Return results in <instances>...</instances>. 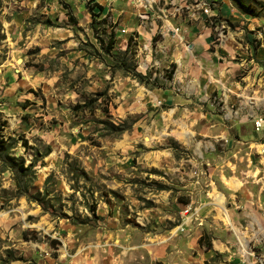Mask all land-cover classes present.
Returning a JSON list of instances; mask_svg holds the SVG:
<instances>
[{
	"label": "rangeland",
	"instance_id": "rangeland-1",
	"mask_svg": "<svg viewBox=\"0 0 264 264\" xmlns=\"http://www.w3.org/2000/svg\"><path fill=\"white\" fill-rule=\"evenodd\" d=\"M237 1L0 0V264H264V1Z\"/></svg>",
	"mask_w": 264,
	"mask_h": 264
},
{
	"label": "crops",
	"instance_id": "crops-1",
	"mask_svg": "<svg viewBox=\"0 0 264 264\" xmlns=\"http://www.w3.org/2000/svg\"><path fill=\"white\" fill-rule=\"evenodd\" d=\"M156 1H160V0H155V2ZM262 1H264V0H262ZM194 2H195V6H196V4H198V2H197V0H194ZM184 4H186V3H184ZM190 4V3H189ZM237 4L239 5V7L242 9V10H244L243 8H246V10H245V12H246V14L248 15V17L249 18H251L252 17V14L250 13V11L249 10H252L254 7L250 4L249 6H251L252 7V9H248V7H246V6H244L243 5V3H242V1L241 0H238L237 1ZM237 5V6H238ZM240 5H242L243 7H241ZM198 6V5H197ZM147 8V7H146ZM189 8V7H188ZM155 9H156V11H155V18L153 19V20H151L150 22H148V21H142L141 23V25H137L136 26V28L134 29L136 32H137V34L136 35H133V38L135 39V40H137V43L139 42V44H141V42H143V46H145L144 48L145 49H147V48H149L148 46L150 45L149 44V41H148V38L149 39H151V33H148L147 31H146V29H145V26L144 25H147V24H150V25H153V27L154 28H152L151 30L149 29V31H151V32H153V31H157V30H159V31H161L162 32V26H158V22H157V20H159V19H161L160 21L162 22V23H165V22H170V20H168L167 19V12L170 10V9H164V8H161L160 6H158L156 3H155ZM248 10V11H247ZM163 15V16H161V14ZM191 15H193V13L192 12H190V16ZM139 16H140V18L142 17V18H149L150 16H151V14H149V13H147V14H144L143 16L142 15H140L139 14ZM163 17H166V18H163ZM143 20H145V19H143ZM248 22L250 21V19H246ZM175 32H178V29H175L174 30ZM201 37V35H199V36H195V37H193V41H191V42H189V43H187L188 44V48L189 49H191L192 51L193 50H195L196 48H197V46H202V44L204 43L205 44V41H206V39H205V36H203V38H200ZM171 38L174 40V42H183V39H185V38H187V40H190V39H192V35H186V36H180V35H171ZM175 46H178V45H176L175 44ZM195 55H193V57H194Z\"/></svg>",
	"mask_w": 264,
	"mask_h": 264
},
{
	"label": "trees",
	"instance_id": "trees-1",
	"mask_svg": "<svg viewBox=\"0 0 264 264\" xmlns=\"http://www.w3.org/2000/svg\"><path fill=\"white\" fill-rule=\"evenodd\" d=\"M241 7H243L242 5H240ZM244 10H246V8H243ZM132 38L133 37H130L129 41L127 42V48L130 47V42L132 41ZM99 44L101 45L102 49H104L107 53H109L113 48H114V45H115V41H114V34L111 33L110 34V38L107 42V46L106 47H103V44H102V41H99ZM174 68V67H173ZM133 77L139 82V83H143L145 85H152V86H155L154 84L150 83L148 80H149V77L148 75H141L139 73H135L133 74ZM199 245L200 246H206V249L207 250H210L211 249V246L209 243H204V239H200L199 240Z\"/></svg>",
	"mask_w": 264,
	"mask_h": 264
},
{
	"label": "built area",
	"instance_id": "built-area-1",
	"mask_svg": "<svg viewBox=\"0 0 264 264\" xmlns=\"http://www.w3.org/2000/svg\"><path fill=\"white\" fill-rule=\"evenodd\" d=\"M122 34H126V30H121ZM261 127V122L260 121H256L255 122V129L258 130Z\"/></svg>",
	"mask_w": 264,
	"mask_h": 264
}]
</instances>
